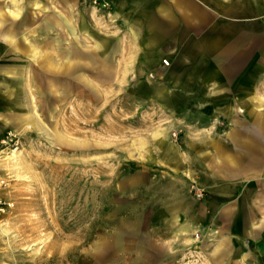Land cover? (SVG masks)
Listing matches in <instances>:
<instances>
[{"label":"rangeland","instance_id":"obj_1","mask_svg":"<svg viewBox=\"0 0 264 264\" xmlns=\"http://www.w3.org/2000/svg\"><path fill=\"white\" fill-rule=\"evenodd\" d=\"M61 2L0 0V91L11 88L18 111L0 118V143L9 131L19 137L16 153L0 144V264H209L198 230L179 237L162 221L160 198L181 175L193 201L205 199L201 180L216 175L205 170L211 149L193 155L191 142L224 140L225 114L243 138L249 120L264 124V36L247 35L243 22L209 36L172 35L178 28L168 21H160L165 35H124L114 3ZM105 39L117 65L110 73L88 62L94 49L103 58ZM150 39L164 55L180 50L189 66L206 55L254 65L260 82H159L153 68L134 66L136 45Z\"/></svg>","mask_w":264,"mask_h":264},{"label":"crops","instance_id":"obj_2","mask_svg":"<svg viewBox=\"0 0 264 264\" xmlns=\"http://www.w3.org/2000/svg\"><path fill=\"white\" fill-rule=\"evenodd\" d=\"M77 1L79 0H70L71 3ZM105 1L114 3L124 35H165L167 33L160 26V21H168L170 26L177 25L178 28L172 35L209 36L218 34L213 30L225 24L232 26V23L243 22V25L249 26L251 23L252 26L246 32L247 35L264 36V30H255L256 22L264 25V0ZM5 34L11 35L9 31ZM5 40L9 51L16 55L15 42L10 37ZM154 42V39H150L148 44H137L133 61L135 67L153 68L159 82L176 83L182 89L189 82H260L257 79L260 71L257 72L254 65H248L243 70L245 66L238 61L223 65L216 62L215 56L206 55L203 56L206 62H194V65L189 66L188 56L179 53L180 50H170L168 55H164ZM106 43L105 39L103 58L96 60L97 53L94 49L93 54L91 52L93 58L88 61L90 66L104 68L105 73L112 66H117L112 65L111 47ZM162 58L167 59L168 67L161 64ZM5 75L10 79L16 77L10 71H6ZM7 90V93L0 91V118L7 117L9 120L18 111L15 93L10 87ZM221 113L223 112L218 111L217 114ZM225 117L230 131L226 133L224 140L214 139L209 134L205 143L191 142L193 155L197 147L211 149L210 154L205 157V170L208 173L214 170L216 175H207L201 180L206 190L205 199L193 201L188 179L176 175L170 181L166 200L160 198L161 211L167 212L162 221L168 222V227L173 229L175 236H192L198 230L202 237L200 245L204 249L202 255L209 264H264V124L255 125V122H249L252 119L249 120L248 134L243 138L238 129L241 124L237 118L231 114H225ZM241 152L247 155L240 156ZM256 152L259 154L258 160L252 158ZM191 159L197 162L200 160L195 156ZM246 170L249 173L245 175L243 173Z\"/></svg>","mask_w":264,"mask_h":264},{"label":"built area","instance_id":"obj_3","mask_svg":"<svg viewBox=\"0 0 264 264\" xmlns=\"http://www.w3.org/2000/svg\"><path fill=\"white\" fill-rule=\"evenodd\" d=\"M163 63L165 65L167 64L165 61ZM0 144H1V146L8 147L7 149L9 152H11V151L17 152L19 149V137L16 133L9 131L6 133V136L1 141ZM0 184H1V181H0ZM192 190H194L193 196L195 197V199H197V200L203 199L204 195H203L202 191H200L196 187H192ZM0 212H4L3 203L1 200H0Z\"/></svg>","mask_w":264,"mask_h":264},{"label":"bare ground","instance_id":"obj_4","mask_svg":"<svg viewBox=\"0 0 264 264\" xmlns=\"http://www.w3.org/2000/svg\"><path fill=\"white\" fill-rule=\"evenodd\" d=\"M14 14H15V13H14ZM9 153L11 154V153H16V152L11 151V152H9ZM211 163H212V162H211ZM236 188H237V187H236Z\"/></svg>","mask_w":264,"mask_h":264}]
</instances>
